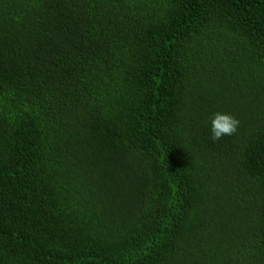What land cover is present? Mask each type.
<instances>
[{
	"label": "trees",
	"instance_id": "1",
	"mask_svg": "<svg viewBox=\"0 0 264 264\" xmlns=\"http://www.w3.org/2000/svg\"><path fill=\"white\" fill-rule=\"evenodd\" d=\"M0 264H264V0H0Z\"/></svg>",
	"mask_w": 264,
	"mask_h": 264
},
{
	"label": "clouds",
	"instance_id": "2",
	"mask_svg": "<svg viewBox=\"0 0 264 264\" xmlns=\"http://www.w3.org/2000/svg\"><path fill=\"white\" fill-rule=\"evenodd\" d=\"M240 121L227 112H216L210 119V138L213 142L221 140L225 136L234 135L239 128Z\"/></svg>",
	"mask_w": 264,
	"mask_h": 264
}]
</instances>
